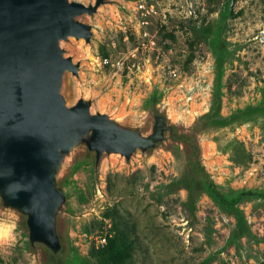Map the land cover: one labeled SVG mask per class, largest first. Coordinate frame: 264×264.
<instances>
[{
	"label": "rangeland",
	"instance_id": "obj_1",
	"mask_svg": "<svg viewBox=\"0 0 264 264\" xmlns=\"http://www.w3.org/2000/svg\"><path fill=\"white\" fill-rule=\"evenodd\" d=\"M81 19L91 43L63 42L82 67L65 74L68 104L93 97L148 132L161 106L182 131L198 123L200 148L191 161L168 139L98 166L77 150L62 176L64 264H264V0H108ZM0 264H52L1 207Z\"/></svg>",
	"mask_w": 264,
	"mask_h": 264
},
{
	"label": "water",
	"instance_id": "obj_2",
	"mask_svg": "<svg viewBox=\"0 0 264 264\" xmlns=\"http://www.w3.org/2000/svg\"><path fill=\"white\" fill-rule=\"evenodd\" d=\"M107 1L0 0V207L22 218L30 245L52 264H64L62 176L77 150L96 166L105 154L129 160L168 139L189 145L191 161L199 153L198 123L182 131L161 106H152L148 132L140 122L93 110V97L68 104L65 74L79 77L82 67L63 42L74 36L91 43L93 26L81 16Z\"/></svg>",
	"mask_w": 264,
	"mask_h": 264
},
{
	"label": "trees",
	"instance_id": "obj_3",
	"mask_svg": "<svg viewBox=\"0 0 264 264\" xmlns=\"http://www.w3.org/2000/svg\"><path fill=\"white\" fill-rule=\"evenodd\" d=\"M202 169L206 172L204 166H202ZM205 176H206L207 184L212 186L213 192L220 198V200L227 202V200L225 199V197L222 194V192L217 188L216 183L213 182V181H210V179L207 176V174ZM189 191H190V194H191V187H189ZM192 200H193V198H192ZM238 216H239V225L243 226L244 225V216L242 215L241 211H238Z\"/></svg>",
	"mask_w": 264,
	"mask_h": 264
},
{
	"label": "built area",
	"instance_id": "obj_4",
	"mask_svg": "<svg viewBox=\"0 0 264 264\" xmlns=\"http://www.w3.org/2000/svg\"><path fill=\"white\" fill-rule=\"evenodd\" d=\"M140 6H141V7H144V4H140ZM104 62H105V63H109V62H110V59H109L108 57H105V58H104ZM106 239H107V238L104 236V237H102V238L99 240V242H100V243H105V242H106Z\"/></svg>",
	"mask_w": 264,
	"mask_h": 264
}]
</instances>
